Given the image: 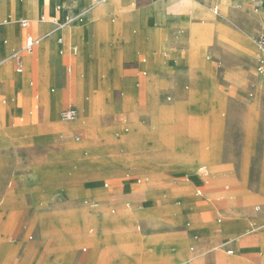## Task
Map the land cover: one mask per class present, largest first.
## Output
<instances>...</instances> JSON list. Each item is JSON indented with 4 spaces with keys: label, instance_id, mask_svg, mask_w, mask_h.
<instances>
[{
    "label": "rangeland",
    "instance_id": "obj_1",
    "mask_svg": "<svg viewBox=\"0 0 264 264\" xmlns=\"http://www.w3.org/2000/svg\"><path fill=\"white\" fill-rule=\"evenodd\" d=\"M197 1L208 7L212 15L210 20L196 19L197 26L205 27L201 55L206 63V70L202 72L199 65L187 61V28L180 26L176 35L183 37L178 46L181 55L168 69L140 67V64L147 61L145 54L130 62L121 59L113 65L114 70L117 71L118 84L110 86L108 91L101 94L104 104H107L109 109L104 112L102 108H96L95 128L102 131L101 116L114 114L116 98L121 94L127 95L124 82L129 81L134 88L140 89L143 107L146 110L138 113L136 108H133L130 123L120 126L122 134L131 132L136 126L143 128L142 118L150 116L147 108L154 105V95L160 101L162 109H165L175 103L183 102V98L186 99L187 96L197 94L203 84L210 85L212 96L216 98H210L208 109L204 108L206 113L203 116L195 114L187 119L182 112L179 117L182 125H189L194 129L191 139L199 141L202 153L205 154L203 158L199 156L190 160L191 162L185 167L193 173L194 169L204 163L213 172H230V175L208 181L202 190L205 198L200 200L194 192L200 187L201 181H193L190 192L186 195L176 194L178 192L175 191L162 198L154 197V162L150 165L144 160L136 161L132 166L135 170L147 167L150 169L148 173L138 170L129 173L125 170L111 174L104 166H98L94 171L92 168V163L96 160L92 149L94 128L91 130L89 124L79 130L82 136L80 141L75 142L76 131L69 127L66 129L61 127L60 123L48 115L43 102L44 96L58 92L61 87H67L69 73L73 71V67L70 72L67 71L66 61L57 66L53 65L45 72L36 64H32L29 71L22 66V74L28 71L29 81H33V85L23 92L19 85H8L10 80H17L14 69L18 60L14 56L10 64L12 78H0L2 126L6 130H18L16 150L36 147L40 142L39 137L45 136L44 134L48 139L43 145L41 144L43 150L46 149L43 158L36 157L38 151L31 152L36 166L31 168L33 174L30 182L23 181L25 176H21L17 181H23V187L11 193L7 192L9 188L7 180L0 184V224L8 215L7 224L0 230L2 243L12 245L13 243L9 241L10 235L18 226L26 224L27 235L33 234V240L27 241L24 237L23 244L20 245L27 244L26 253H31L33 256L32 264L35 260V263L39 262L38 256L42 253L40 257L42 259L46 257L50 261L57 258L55 249L62 242L67 243L69 250L59 257L55 264L71 263L75 255L81 254L79 249L86 245L85 240L89 235L97 241L96 244L100 243L98 233L104 224H100L103 219L116 218L123 214L124 210L112 205L110 196L115 194V190L112 186L103 188V181L113 179V182L119 183L126 174H129L141 178V182L137 183L132 176L130 181H124L122 184L130 183L132 186L142 187L143 193H146L132 192L126 199L132 201L134 206L139 205L138 209L144 205L145 195L150 196L152 204L158 211L152 219L143 215L136 216L131 220L129 233L143 240L147 238V232L184 230V223L188 221L190 225L185 227L188 231L196 234L201 229L211 231L210 239L217 248L215 251L217 263L209 264H231L232 259H234L232 264H264V118L262 114L264 82L255 77L254 71L257 57L254 38L263 23L257 16V9L260 7L252 0H247L245 3L229 2L224 7L214 0ZM41 2L39 8L43 4ZM246 4L249 6L247 7ZM215 5L218 6L217 13L212 11ZM72 16L73 14L68 12L66 18ZM20 19L21 17L16 21L18 28ZM72 22L73 19L66 24ZM3 25L4 23L0 21V26ZM0 49L4 54L2 46ZM6 61L8 62L7 57H0V64ZM51 88H54V92L50 91ZM248 92L253 93L251 98L248 97ZM167 97H170V100H167ZM192 100L190 105L196 107L198 98ZM74 101L75 98H72L64 102L63 106L56 109L55 116L57 117L62 107ZM130 110V107L124 108L122 116ZM44 129H47L45 133ZM56 142H60V147H49L51 143ZM167 146L169 144L166 141L160 145L161 148ZM192 146L194 144H191ZM225 147L228 148V156L234 161L222 165ZM84 151L87 152L86 155L83 154ZM93 183L99 190L107 192V196L104 198L89 196L86 188ZM164 183L168 186L177 184L178 187L184 184L180 181ZM10 185V189L17 186L15 182ZM94 200L100 202L98 212H94L88 206ZM178 200H181L180 206L176 203ZM256 205L261 206L258 212L254 211ZM112 207L116 208L114 214L110 213ZM26 209H32L35 213L25 223L21 217ZM194 214H198L199 218L195 219ZM44 216L47 217L46 220ZM145 219L147 224L143 222ZM217 219H220V222H217ZM137 221L141 225L140 230L134 229ZM233 222L240 223L241 228L237 231H229L228 226ZM90 228L93 229L91 234L88 232ZM176 234L179 235V232L174 233ZM225 238H232L235 241L232 254L221 250L220 246ZM191 243L192 240L187 246L189 247ZM201 253L202 251L195 253L197 257L189 264H198V262L205 264L206 257ZM139 254L149 257L150 260L144 264H154V252L151 249L143 246ZM91 262L86 258L81 264H91ZM6 264H11V261ZM97 264L104 263L100 261ZM138 264L142 263L138 262Z\"/></svg>",
    "mask_w": 264,
    "mask_h": 264
},
{
    "label": "crops",
    "instance_id": "obj_2",
    "mask_svg": "<svg viewBox=\"0 0 264 264\" xmlns=\"http://www.w3.org/2000/svg\"><path fill=\"white\" fill-rule=\"evenodd\" d=\"M41 1L43 4L39 8ZM214 1L224 7L229 2L245 3L247 0ZM252 1L260 7L257 9V16L263 21L260 30L264 27V0ZM246 6L249 5L246 4ZM212 11L217 13L218 6L215 5ZM68 12L74 17L71 24H66ZM20 17V20L29 21L27 28L21 27L20 24L19 28L16 26V21ZM198 18L210 20L212 15L208 7L197 0H0V21L4 23L3 26H0V39L4 38L0 40V46L4 49L3 56L8 58V62L0 64V78H12L10 64L13 57L17 55L16 52L23 45L26 33L40 37L39 42L30 53L21 54L22 66L29 71L32 64H36L45 72L53 65L57 66L66 61L67 71L70 72L73 67V71L69 73L67 87H61L58 92L44 96L43 102L48 115L60 123L61 127L64 129L69 127L76 131L75 142L81 139L82 133L78 132L79 130L89 124L92 127L91 130L94 128L92 130V149L96 160L92 163L93 170L98 166H104L111 174L121 173L125 170L129 173L136 170L148 173L150 169L147 167L135 170L132 166L136 161L144 160L150 165L154 162V197L162 198L175 191L178 192L176 194L186 195L187 192H190L193 181H201L200 187L194 192V195L201 200L205 198L202 195V190L208 181L216 177L228 176L230 172H213L204 163L199 165L196 170L194 169L193 173L187 170L185 166L191 162L190 160L199 156L203 158L205 154L202 153L199 141L191 139L194 129L189 125H182L179 117L182 112L187 119L195 114L203 116L206 113L204 108L208 109L212 97L216 98V96H212L210 85L203 84L197 94L187 96L186 99L183 98V102L175 103L165 109H162L160 101L154 95V105L146 107L150 116L142 118L143 128L136 126L131 132H127V127L125 129L127 133L122 134L120 126L130 123L133 108H136L138 113L146 110L143 107L140 89L134 88L131 82L127 81L124 82L127 95L121 94L116 98L115 113L101 116V132L95 128L97 119L94 116L98 107L102 108L104 112L109 109L108 105L104 104L101 94L108 91L110 86L118 84L117 71L113 68L116 62L118 63L121 59L130 62L136 60L141 54H145L147 61L144 60L146 62L140 64V67H154V69L163 70L175 63L178 56L181 55L178 46L183 37L176 35L180 26L187 28V61L199 65L200 70L204 72L207 66L201 53L204 45L205 27L197 26L196 19ZM59 38L62 39L61 42H58ZM74 47L76 51H73ZM22 71L19 73L14 69L17 80H10L8 85H19L25 92L29 86L33 85V81H29L28 71L24 74ZM255 77L264 82L257 77L256 73ZM50 91L54 92V88H51ZM252 94V92H248V97L251 98ZM72 98H75V101L68 106H75L78 116L71 122L62 121L59 113L68 106L62 107L58 111L57 117L55 111ZM195 98H198L196 107L190 105L192 99ZM167 100H170V97H167ZM150 101L153 103L151 98ZM128 107L131 110L122 116V111ZM1 114L0 111V184L7 180L9 187L7 192L11 193L22 188L23 181H31L30 178L33 174L31 168L36 166L34 165L35 158L31 152L38 151L36 157L43 158L46 149L43 150L42 145L48 138L44 134L45 136L42 135V138L39 137L38 141L40 142L36 147L16 150L15 141L19 132L18 130L4 129ZM262 114L264 118V110ZM46 131L47 129H44L43 132ZM30 133L29 131L28 134ZM60 137L62 139V134ZM164 141L168 142L169 146L161 148L160 145ZM55 144L51 143L49 147H60V142ZM191 144L194 146L191 147ZM227 150L228 148L225 147L222 165L234 161L228 156ZM83 154L86 155L87 152L84 151ZM21 176H25V179L21 182L17 181ZM132 176L126 174L123 181L119 183L113 182V179L103 181V188L107 189L112 186L115 190V194L110 196L111 202L120 210H124L123 214L116 218L103 219L100 224H104L98 233L100 243L96 244L97 241L89 235L85 240L86 245L79 249L81 254L75 255L71 263L64 262L62 264H81L86 258L92 261L91 264H97L100 261L104 264H138V262L144 264L150 259L148 256L139 254V250L143 246L154 252V264H189L194 261L197 257H195V253L199 251H202V256L206 257L205 264L217 263L215 253L217 248L210 239V229H201L196 234V232L186 229L190 225L188 221L184 223V230L178 231L179 235H174L178 232L173 230L147 232V238L142 240L128 232L131 230V220L136 216L143 215L152 219L158 212L152 204L150 196L145 195L144 205L138 209L139 205L134 206L132 201L126 199L129 193L144 192L142 187H135L130 183L122 184L124 181H130L133 177L137 183L141 182V178ZM190 179L192 180L190 181ZM169 181H180L184 184L178 187L177 184L168 186L164 183ZM12 182H15L17 186L10 189ZM86 193L96 198L107 196V192L99 190L95 183L88 185ZM176 203L180 206L181 200ZM88 206L94 212H98L100 202L94 200ZM260 208V205H256L254 211L258 212ZM115 211V207L110 209L111 214H114ZM34 213L32 209H26L21 218L26 223ZM55 216L58 217V215ZM46 218L44 216V220ZM194 218H199V215L194 214ZM75 219L73 220L75 221ZM6 222H8V215L0 224V230L5 227ZM143 222L147 224V219ZM217 222H220V219H217ZM240 228L241 225L237 222L228 226L229 231H237ZM134 229H141L139 221L134 224ZM15 231L9 238L12 245L2 243L0 240V264H6L9 261L11 264H32L33 256L31 253H26L28 247L25 245L27 244L23 246L20 244L24 237L27 241L33 240V234L27 235L26 224L18 226ZM92 231L93 229L90 228L89 234ZM191 240L192 243L188 247L187 244ZM66 244L62 242L56 247L57 258L48 261L45 256L43 259L40 258L42 253L41 256H38L39 262L35 263V260L33 264H55L59 257L68 252ZM234 244V239L225 238L220 247L227 254H232ZM228 250L232 252L228 253ZM232 262L234 259L230 261L231 264Z\"/></svg>",
    "mask_w": 264,
    "mask_h": 264
},
{
    "label": "built area",
    "instance_id": "obj_3",
    "mask_svg": "<svg viewBox=\"0 0 264 264\" xmlns=\"http://www.w3.org/2000/svg\"><path fill=\"white\" fill-rule=\"evenodd\" d=\"M72 19H74L73 16L71 18H66V22H69ZM19 24L21 27L27 28L29 21L26 19H22L19 21ZM39 40H40V37L34 36L30 33H26V35L24 37L23 45L16 52L17 55H15V57L18 60L17 67H16L17 72L20 73L22 71V62H21L22 56H21V54L30 53L33 50V48L35 47V45L39 42ZM61 41H62V39L59 38L58 42H61ZM254 42H255L256 47L258 49V56L256 59V65H255V73H256L257 77L264 80V27H262L258 31L257 35L254 38ZM73 51H76L75 47L73 48ZM77 116H78V110L75 106H72V105L63 108L59 113V117L62 121H72ZM202 170H204V168H202ZM227 242H229V241H227ZM227 252L231 253L232 251L228 250Z\"/></svg>",
    "mask_w": 264,
    "mask_h": 264
},
{
    "label": "bare ground",
    "instance_id": "obj_4",
    "mask_svg": "<svg viewBox=\"0 0 264 264\" xmlns=\"http://www.w3.org/2000/svg\"><path fill=\"white\" fill-rule=\"evenodd\" d=\"M87 1V0H86ZM220 1V0H219ZM87 3V2H86ZM0 57H2L3 56V53H2V51H1V49H0ZM88 105V104H87ZM71 122V121H70Z\"/></svg>",
    "mask_w": 264,
    "mask_h": 264
}]
</instances>
